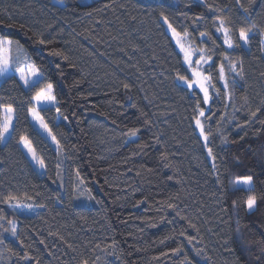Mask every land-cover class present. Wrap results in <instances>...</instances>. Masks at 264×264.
I'll use <instances>...</instances> for the list:
<instances>
[{"label": "trees", "instance_id": "1", "mask_svg": "<svg viewBox=\"0 0 264 264\" xmlns=\"http://www.w3.org/2000/svg\"><path fill=\"white\" fill-rule=\"evenodd\" d=\"M240 3L247 12L237 0H0V36L21 45L0 76V105L15 110L0 143V264H264V0ZM162 13L189 33L192 67L212 77L208 104L178 79L191 68ZM240 28H252L247 45ZM202 55L211 59L197 65ZM29 63L40 74L25 85L17 68ZM49 83L56 105L37 112L52 135L29 111ZM198 102L215 161L195 125ZM246 175L252 193L231 183ZM10 194L31 208L21 214Z\"/></svg>", "mask_w": 264, "mask_h": 264}, {"label": "snow or ice", "instance_id": "2", "mask_svg": "<svg viewBox=\"0 0 264 264\" xmlns=\"http://www.w3.org/2000/svg\"><path fill=\"white\" fill-rule=\"evenodd\" d=\"M57 3H63V0H57ZM237 4L239 5L240 8H242L245 12L248 11V9L242 4L240 3V0H237ZM164 20V23L167 24L168 29L172 32L173 38L176 40L177 44L180 46L181 51L184 53V60L185 62L189 65V68H191V75H192V79H189L187 76H183V75H178V79L185 82L188 88H193L194 86L198 87L199 90L203 93V103L204 104H208L211 100V95H210V91H209V85H211V80L212 77L210 75H205L201 70H199V68H193L192 67V60H191V56L193 55V50L191 48H186L184 46V44L181 42L183 38L187 37L189 35V33L187 32V30L183 31V33L178 32L176 30V28L173 27V25L168 21L167 16H163V13L161 14ZM199 19V18H198ZM216 20L219 21V27L217 28V31H223L224 35H225V43L228 45L229 48L233 47V41L229 35V28L225 27V20L221 17H216ZM252 34V28H240L239 29V39L245 44L247 45L249 40H250V35ZM260 34L262 36H264V29L261 30ZM207 35V33L202 32L201 36H205ZM40 44H45L46 41L44 39H40L39 40ZM15 45L16 50L20 51L21 49V45L19 44V41H14L11 38L8 37H2L0 36V76H7V73L9 71V65H10V53L13 49V46ZM237 47H239V45H237ZM199 51L203 52V49H200ZM52 55H62L60 52H52ZM211 57H204L203 55L201 56L200 60H197L195 63L197 65H199L201 63V61H203L204 63H207L208 60H210ZM225 59H228L227 56H225ZM231 70L233 72H236V65L234 63H231ZM57 67H59L57 65ZM17 71L20 72L21 74V79L24 81L25 85H29V79L28 77L31 76H36L39 75V69L36 67L35 64L29 63L26 65L25 67H20L17 68ZM237 75H240V73H236ZM10 78V77H8ZM220 80L224 81V87L228 88L229 87V83L224 75V65L223 63H221L220 65V76H219ZM235 81L232 82L233 86L235 85ZM128 85H125V88H127ZM212 87H214V85H212ZM217 94L219 93V89L216 90ZM33 99L37 102V103H42V102H47L49 104L55 105L56 104V96L53 95V86L51 83L47 84V86L45 88L40 89L36 95L33 97ZM0 107L3 108L4 110V118H3V122L0 123V143H3L5 140H7L9 137L7 134H9V130L12 128V117H13V113H14V108L12 107V105H0ZM197 110H198V116L197 118H195V125L196 128L199 129V134L200 136L203 138L204 141V147L207 149V155L209 157L212 158L213 161H215L216 157L213 155V150L211 147H209V136L211 135L210 133H206L205 128H204V124L202 123V121L199 119V117H203L205 115L204 109L202 107H200L199 102L197 103ZM33 116V118L40 120V125L42 128H44L46 131H48L49 135H52L51 133V129L48 128V125L46 123H44L43 119L41 117H39L38 112L36 111L35 108L30 109L29 110ZM56 111L59 113L60 109L57 107ZM259 111V109H257V111L251 112V117L255 118L257 116V112ZM66 119V117H65ZM262 123H264V121H262ZM239 126V125H238ZM137 129H133L130 132L131 137H135L136 133H137ZM52 139L54 142H56L58 148L60 147L59 145V141L56 140L55 136H52ZM20 142L24 145L25 148H27L28 152L31 154L32 159L37 161V163L40 165L41 168H43L44 165V161L42 159H40L39 157H37L35 150L33 149V147L31 146V142L28 140L27 137H21L20 138ZM224 143H227V138L224 137L223 141ZM217 166L215 165V163L213 164V168L215 169ZM77 176H79V172H77ZM233 187H237V186H242V188H238V190H244V191H248L250 193L254 192V188H253V177L251 175H246V176H238L235 180H233L232 182ZM12 201H16L17 203L14 205H11ZM5 203L10 204L13 208L20 210L21 214L23 212V209L25 207L31 208V205H23L20 203L19 198L13 195H9L5 201ZM257 203V196L252 194L249 195L245 201L246 204V208L248 211H252ZM233 207H237V201L233 200L232 202ZM169 207H173V205H169ZM9 225H12L11 227V234L13 236L16 235V228L15 225L13 223V221L9 220L8 221ZM194 227V225H193ZM5 231H8V229H5ZM237 231H239V229H237ZM181 235H183V233H181ZM0 236H2V234H0ZM193 238L189 237V242H191ZM2 239H0V243H2ZM41 243H43V241H41ZM182 249L181 248H176L173 249L174 253H179ZM199 255V252L197 253ZM23 259L25 260H31L32 257L28 256L27 254H25V256L23 257ZM185 259L188 261V264H193V261L188 260L187 257H185ZM37 264H39V262H37ZM83 264H88V262L85 260L83 261Z\"/></svg>", "mask_w": 264, "mask_h": 264}, {"label": "rangeland", "instance_id": "3", "mask_svg": "<svg viewBox=\"0 0 264 264\" xmlns=\"http://www.w3.org/2000/svg\"><path fill=\"white\" fill-rule=\"evenodd\" d=\"M166 31H167V33H168L169 35H171V37L173 38L172 32L168 29V27L166 28ZM173 39H174V38H173ZM262 46H263V55H264V40L262 41ZM25 68H26V67H25ZM8 72H9V71H8ZM17 75H18L19 80H20L23 84H25L24 81L21 79V74H20V72H18ZM1 77H6V76H1ZM36 78H37V75H36V76L28 77V79H29V84L32 83L34 80H36ZM185 85H186V83H185ZM186 86H187V85H186ZM193 88H196L198 91H200L199 88L196 87V86H194ZM200 93H201L202 96H203V93H202L201 91H200ZM33 105H34V108H35L36 111H37L38 109H42V108H54L56 104H55V105H52V104H49V103H47V102L37 103V102L33 99ZM4 115H5V114H4ZM31 120H32V122L34 123V125H35L36 127H38L39 129H41V131L44 130V128H42L41 125H40V120L33 118L32 114H31ZM25 151H26L27 155L29 156V158L32 159V156H31V154L28 152L27 148H25ZM32 161L35 162V160H33V159H32Z\"/></svg>", "mask_w": 264, "mask_h": 264}]
</instances>
